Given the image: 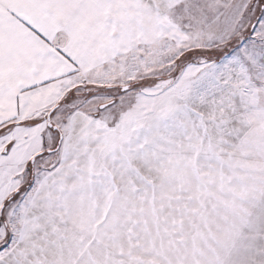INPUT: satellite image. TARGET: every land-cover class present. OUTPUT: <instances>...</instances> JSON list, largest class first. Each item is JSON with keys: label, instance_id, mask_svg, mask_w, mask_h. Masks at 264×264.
<instances>
[{"label": "snow or ice", "instance_id": "1", "mask_svg": "<svg viewBox=\"0 0 264 264\" xmlns=\"http://www.w3.org/2000/svg\"><path fill=\"white\" fill-rule=\"evenodd\" d=\"M0 264H264V0H0Z\"/></svg>", "mask_w": 264, "mask_h": 264}]
</instances>
